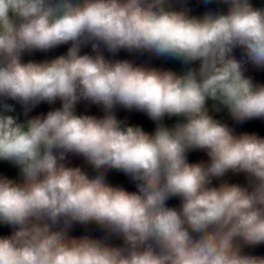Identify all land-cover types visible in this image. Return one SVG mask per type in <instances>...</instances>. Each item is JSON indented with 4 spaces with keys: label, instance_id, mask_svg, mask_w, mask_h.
Here are the masks:
<instances>
[{
    "label": "clouds",
    "instance_id": "9594fccd",
    "mask_svg": "<svg viewBox=\"0 0 264 264\" xmlns=\"http://www.w3.org/2000/svg\"><path fill=\"white\" fill-rule=\"evenodd\" d=\"M219 2L226 12L193 16L171 0H0V161L19 169L18 179L0 175V225L11 230L0 264H264L244 254L264 244V138L214 115L264 119V84L245 74L247 63L264 68V7ZM89 43L95 54H81ZM64 44L66 55L22 59ZM102 46L198 67L110 60ZM9 100L25 117L42 102L60 107L21 121ZM81 101L103 117L77 114ZM117 106L145 113L154 131L118 119ZM165 117L178 119L169 127ZM193 151L207 162L190 163ZM69 154L95 175L68 166ZM109 170L136 190L108 183ZM228 173L247 185H214ZM174 197L179 207L167 205ZM75 224L106 235L72 236Z\"/></svg>",
    "mask_w": 264,
    "mask_h": 264
},
{
    "label": "crops",
    "instance_id": "0c3cea01",
    "mask_svg": "<svg viewBox=\"0 0 264 264\" xmlns=\"http://www.w3.org/2000/svg\"><path fill=\"white\" fill-rule=\"evenodd\" d=\"M252 3L256 7H264V0H252ZM171 4L174 9H187L190 15L193 16H202L207 12L213 13H222L226 12L227 8L225 5L221 4L219 0H212L211 3H205L204 0H171ZM70 44L60 45L56 48L50 49L48 51H34L30 53L23 54V61H34V62H43L44 60L54 59L60 55H66L67 50L70 47ZM101 51L103 55L110 60H127L129 62L134 63L135 65H142L146 67L157 68L165 71H173L176 73H181L185 71L187 68L198 67V64L193 65H184L181 61L170 58V57H158L154 54L147 52H129L127 50L121 49L116 53H110L106 49L101 47ZM81 54H89L94 55L91 44L89 43L86 46H82ZM234 55L237 59H244L242 49H234ZM245 74L253 79L255 83L264 84V68H258L251 63H247L245 65ZM7 103L11 104L14 108V112L11 113L14 116H17L21 121L26 118H30L33 116L45 114L53 110L55 108L60 107V101H56L54 104L41 103L35 106L31 112H29L28 117L24 116V108L22 105L16 103L15 101H7ZM209 106H211V102H209ZM77 114L83 115H93L97 118H101L104 115L103 108L99 105L92 104L87 101H81L76 106ZM114 113L118 119L125 121L129 125L139 126L144 129L146 132H153L155 129V122L151 121L147 115L143 112H139L135 109L128 110L122 107L117 106L114 109ZM216 118L221 119L225 123H227L231 128L234 129L237 135L239 134H256L262 138H264V119H252L246 120L244 122H236L234 121L226 110H222L220 113H214ZM176 117L168 118L165 117L164 123L171 127L174 123L177 122ZM190 163H198L201 161L207 162V155L202 151H193L189 153L188 156ZM66 163L70 167H81L84 171H86L89 176L95 175L94 170L90 165L84 161L82 157L74 156L69 154ZM0 175H5L11 179L19 178V169L15 166L9 164L8 162L0 161ZM106 180L113 186L123 187L127 191H135L136 190V182L132 181L130 177L126 176L124 173L109 170L106 175ZM221 182L228 183H238L242 186L247 185V179L243 173L234 174L228 173L225 177L220 180H214V185H218ZM180 201L178 198H171L167 205L169 207H179ZM10 229L0 225V235L10 234ZM70 235L75 237H80L83 235H87L91 238H104L105 232L101 230L98 226L94 224L90 225H79L75 224L70 230ZM110 242L114 245H121L122 241L115 237L110 239ZM244 254L246 255H255L264 257V244L245 247Z\"/></svg>",
    "mask_w": 264,
    "mask_h": 264
}]
</instances>
